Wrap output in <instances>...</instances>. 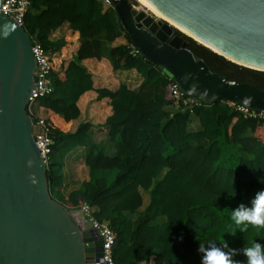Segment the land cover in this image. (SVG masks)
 Listing matches in <instances>:
<instances>
[{"label": "trees", "instance_id": "16d2710c", "mask_svg": "<svg viewBox=\"0 0 264 264\" xmlns=\"http://www.w3.org/2000/svg\"><path fill=\"white\" fill-rule=\"evenodd\" d=\"M64 23L80 33V41L50 73L51 93L28 106L29 114L45 121L52 141L45 162L51 197L86 229L90 224L80 204L94 207V218L114 234L115 264H204L199 245L208 248L214 241L222 248L224 240L228 248L223 250L232 264H248L245 250L254 243L264 246V227L248 225L242 231L232 213L241 204L251 208L256 194L264 190V117H245L221 101L200 100L191 110L174 108V81L135 52L119 28L113 6L104 0H30L22 26L33 45L54 55L65 40L50 35ZM102 35L109 43L124 36L126 44L111 47L105 56ZM182 36L211 71L264 90V71L237 65ZM103 57L114 71L135 69L143 77L138 90L125 84L114 91L95 88L82 61ZM90 93L96 100L108 101L111 113L98 127L105 129L115 156L104 154L91 139V121H81L74 132H64L51 122L53 116L56 126L70 128L54 115L66 122L77 120L80 101ZM192 116L198 118L200 130H190ZM78 146L85 147L89 179L65 198L59 190L64 158ZM142 190L150 194L151 202L133 219L143 204ZM160 216L165 217L163 223L157 221Z\"/></svg>", "mask_w": 264, "mask_h": 264}, {"label": "water", "instance_id": "95a60500", "mask_svg": "<svg viewBox=\"0 0 264 264\" xmlns=\"http://www.w3.org/2000/svg\"><path fill=\"white\" fill-rule=\"evenodd\" d=\"M0 0V264H104L103 239L53 199L28 112L38 81L33 42ZM227 60L264 71V0H147ZM119 28L188 96L264 111V90L221 76L166 20L110 0ZM181 33L182 35L178 34ZM193 39V38H191ZM194 40V39H193ZM195 41V40H194ZM198 43V42H197ZM217 50L215 52L214 50Z\"/></svg>", "mask_w": 264, "mask_h": 264}, {"label": "crops", "instance_id": "0c3cea01", "mask_svg": "<svg viewBox=\"0 0 264 264\" xmlns=\"http://www.w3.org/2000/svg\"><path fill=\"white\" fill-rule=\"evenodd\" d=\"M50 38L54 40H65V46L61 49V51L53 55L56 59V70H58L61 65L62 58L67 54L69 48L79 43L80 33L78 31L69 29L68 24L64 23L60 28L51 33ZM101 40L103 42L105 56L111 47L120 44H126V39L124 36L116 39L112 43L105 41L103 35L101 36ZM82 64L92 74V80L95 88H108L114 91L118 89L120 84H125L130 89L138 90L143 81V77L135 69L114 71L106 57H103L101 60H96L93 58L84 59ZM82 101L84 103H82ZM80 107L82 109L81 115L75 121L66 122L59 115H54L62 120L67 128L70 125V128L63 129L56 126L52 120L53 116L51 117L52 124L64 132H74L81 121H91L93 123L91 139L99 145L104 154L108 156H115L116 149L105 134V129L98 127L100 124L105 122L106 118L111 113L107 99L96 100L94 93H90L89 97L80 101ZM170 109V106L166 107V110L169 111ZM191 121L192 122L189 126L191 131H197L201 129L200 122L196 116H192ZM84 157L85 147L78 146L67 153L64 158L63 184L59 190L65 198H67L72 191L79 189L82 181L89 179V170L84 164ZM141 193L143 204L138 212L133 215V219H136L141 214H143L144 210L151 202V199L148 200L147 191L142 190ZM157 221L158 223H163L165 221V217L160 216L158 217Z\"/></svg>", "mask_w": 264, "mask_h": 264}, {"label": "built area", "instance_id": "2783aa9c", "mask_svg": "<svg viewBox=\"0 0 264 264\" xmlns=\"http://www.w3.org/2000/svg\"><path fill=\"white\" fill-rule=\"evenodd\" d=\"M104 2L111 4L110 0H104ZM29 7L30 0H4L2 10L7 15L14 17L16 21L22 25L23 18L29 10ZM33 52L36 59V74L38 75V81L32 90L30 103L46 94L51 93L53 87L50 73L56 70V59L48 51L44 50L39 45H33ZM135 52L137 53L139 51L135 48ZM172 94L174 97L173 107L176 109L185 107L191 110V107L198 105L200 101L186 95L175 82L172 85ZM230 105H232L235 110L241 112L245 117H264V111L253 110L242 105ZM36 127H38V132L35 133L37 138L36 144L40 149L43 159L46 162L48 154L50 153L52 141L47 134V125L44 120L37 121ZM80 210L88 219L90 229L93 230L97 236H100L103 239L104 264H115L112 259V249L115 244V237L112 230L107 224L100 223L94 218V207L90 206L88 203L80 204Z\"/></svg>", "mask_w": 264, "mask_h": 264}, {"label": "clouds", "instance_id": "9594fccd", "mask_svg": "<svg viewBox=\"0 0 264 264\" xmlns=\"http://www.w3.org/2000/svg\"><path fill=\"white\" fill-rule=\"evenodd\" d=\"M232 219L236 225L243 226L242 231L247 229L248 225L257 228L264 227V190L258 192L252 200V207H246L241 204L232 213ZM209 247L205 248L203 244L199 245V252L204 253V264H232L230 255L223 249L228 248L227 241H223V247H217L214 241L208 242ZM248 257V264H264V246L260 243H254L245 250Z\"/></svg>", "mask_w": 264, "mask_h": 264}, {"label": "bare ground", "instance_id": "6f19581e", "mask_svg": "<svg viewBox=\"0 0 264 264\" xmlns=\"http://www.w3.org/2000/svg\"><path fill=\"white\" fill-rule=\"evenodd\" d=\"M138 3H140L143 7L146 8V10H148L149 12H151L154 16H156L158 19H162V20H166L167 22H169V24H171L172 26H174L175 28H177L179 31H181L182 33L190 36L191 38H193L196 42H198L201 45H207L204 42H202L201 40H199L198 38H196L195 36H193L192 34H190L188 31H186L183 27H181L180 25L176 24L175 22L169 20L168 18H166L165 16H163L158 10H156L147 0H136ZM208 46V45H207ZM209 47V46H208ZM214 50V49H213ZM215 52H217V50H214Z\"/></svg>", "mask_w": 264, "mask_h": 264}, {"label": "rangeland", "instance_id": "374dc122", "mask_svg": "<svg viewBox=\"0 0 264 264\" xmlns=\"http://www.w3.org/2000/svg\"><path fill=\"white\" fill-rule=\"evenodd\" d=\"M134 2H135V4H134ZM134 5H135V7H137L139 10H146V8L145 7H143L140 3H138L136 0H133V2H132ZM33 103V102H32ZM32 103H30V105H29V107L30 106H32L33 104ZM147 196H148V200H150V194L148 193L147 194ZM150 202V201H149ZM145 206V205H144ZM143 206V207H144Z\"/></svg>", "mask_w": 264, "mask_h": 264}]
</instances>
